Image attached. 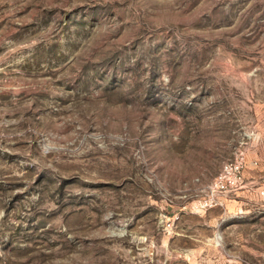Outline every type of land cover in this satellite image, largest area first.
<instances>
[{"label": "rangeland", "instance_id": "374dc122", "mask_svg": "<svg viewBox=\"0 0 264 264\" xmlns=\"http://www.w3.org/2000/svg\"><path fill=\"white\" fill-rule=\"evenodd\" d=\"M0 264H264V0H0Z\"/></svg>", "mask_w": 264, "mask_h": 264}]
</instances>
